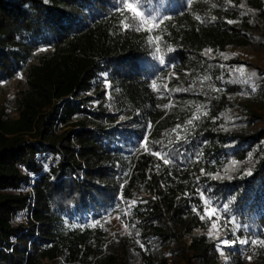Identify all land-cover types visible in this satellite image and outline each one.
Returning <instances> with one entry per match:
<instances>
[{
	"label": "trees",
	"instance_id": "16d2710c",
	"mask_svg": "<svg viewBox=\"0 0 264 264\" xmlns=\"http://www.w3.org/2000/svg\"><path fill=\"white\" fill-rule=\"evenodd\" d=\"M19 75L0 264H264V0H0Z\"/></svg>",
	"mask_w": 264,
	"mask_h": 264
},
{
	"label": "rangeland",
	"instance_id": "374dc122",
	"mask_svg": "<svg viewBox=\"0 0 264 264\" xmlns=\"http://www.w3.org/2000/svg\"><path fill=\"white\" fill-rule=\"evenodd\" d=\"M25 84V77L23 75H19L16 78L0 84V116L2 114L11 116L15 118L16 112L14 110L16 100L21 94V90L23 89ZM54 163L52 161V157H48L45 160V165L48 167L50 164ZM55 164V163H54ZM24 222V217H19L16 219V224ZM116 231L120 233H124L126 228L118 224L116 222Z\"/></svg>",
	"mask_w": 264,
	"mask_h": 264
},
{
	"label": "snow or ice",
	"instance_id": "6c2138e0",
	"mask_svg": "<svg viewBox=\"0 0 264 264\" xmlns=\"http://www.w3.org/2000/svg\"><path fill=\"white\" fill-rule=\"evenodd\" d=\"M119 3H121V4H123V3H125V0H119ZM129 9H132V5L131 4H127L126 5ZM134 10V9H133ZM228 23H232V21H228ZM207 51H211L210 49L209 50H207ZM226 58V57H225ZM162 63H163V61H161ZM153 86H155V85H153ZM253 91H255V88H253L252 89ZM192 121H189V123H191ZM169 162V160H168V158L167 157H165V159H164V163L165 164H167ZM250 174V173H249ZM212 211H214V210H212ZM212 211H210V215L212 214ZM211 234V233H210ZM238 242L239 243H241V244H246V243H251V244H256L257 243V241L256 240H249V238H244V239H242V240H238ZM221 243L223 244V245H229L231 242H229V241H227V240H224V241H221ZM259 244L261 245V246H264V240H261V241H259Z\"/></svg>",
	"mask_w": 264,
	"mask_h": 264
}]
</instances>
